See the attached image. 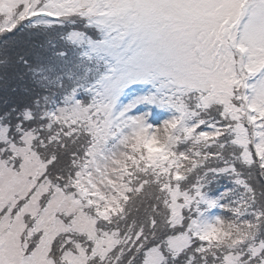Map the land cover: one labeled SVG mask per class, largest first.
Instances as JSON below:
<instances>
[{
    "label": "snow or ice",
    "instance_id": "obj_1",
    "mask_svg": "<svg viewBox=\"0 0 264 264\" xmlns=\"http://www.w3.org/2000/svg\"><path fill=\"white\" fill-rule=\"evenodd\" d=\"M0 264H264V0H0Z\"/></svg>",
    "mask_w": 264,
    "mask_h": 264
},
{
    "label": "trees",
    "instance_id": "obj_2",
    "mask_svg": "<svg viewBox=\"0 0 264 264\" xmlns=\"http://www.w3.org/2000/svg\"><path fill=\"white\" fill-rule=\"evenodd\" d=\"M15 86V82H9L5 84L3 81H0V105L3 104L4 100L13 98V93L11 92L12 87Z\"/></svg>",
    "mask_w": 264,
    "mask_h": 264
}]
</instances>
